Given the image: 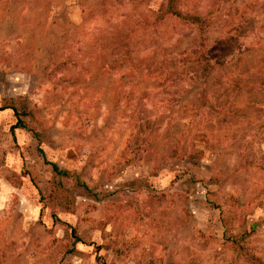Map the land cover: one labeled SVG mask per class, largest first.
I'll return each mask as SVG.
<instances>
[{
  "label": "rangeland",
  "instance_id": "1",
  "mask_svg": "<svg viewBox=\"0 0 264 264\" xmlns=\"http://www.w3.org/2000/svg\"><path fill=\"white\" fill-rule=\"evenodd\" d=\"M166 2L0 0V264H264V0Z\"/></svg>",
  "mask_w": 264,
  "mask_h": 264
},
{
  "label": "trees",
  "instance_id": "2",
  "mask_svg": "<svg viewBox=\"0 0 264 264\" xmlns=\"http://www.w3.org/2000/svg\"><path fill=\"white\" fill-rule=\"evenodd\" d=\"M179 0H167L166 4L163 6V12L161 15L158 16V19H157V22H159V18H162V15L165 14H173V15H176V16H181V13L179 11ZM189 22L191 23H194V24H198L200 26L202 20H201V17L197 14H192L190 15L189 17ZM18 106H7V107H4V109H9L13 116L15 117L16 119V122L15 124L13 125L14 128H24L25 125H24V122L22 121L21 119V116L24 115L25 111L24 109H22L20 111V109L17 108ZM25 108V107H23ZM21 112V113H20ZM52 168L53 170L58 173V174H68L67 171H63V170H59L57 165L52 163ZM74 238H75V233H72Z\"/></svg>",
  "mask_w": 264,
  "mask_h": 264
}]
</instances>
